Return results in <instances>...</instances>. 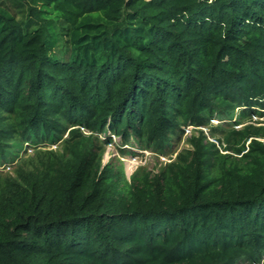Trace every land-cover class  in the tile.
<instances>
[{"label": "trees", "instance_id": "16d2710c", "mask_svg": "<svg viewBox=\"0 0 264 264\" xmlns=\"http://www.w3.org/2000/svg\"><path fill=\"white\" fill-rule=\"evenodd\" d=\"M256 105L264 0H0V160L62 143L0 173V264H258L264 125L230 132L233 154L191 136L152 178L103 164L80 133L162 147Z\"/></svg>", "mask_w": 264, "mask_h": 264}, {"label": "rangeland", "instance_id": "374dc122", "mask_svg": "<svg viewBox=\"0 0 264 264\" xmlns=\"http://www.w3.org/2000/svg\"><path fill=\"white\" fill-rule=\"evenodd\" d=\"M257 114L243 115L241 109H235L233 112L220 117H213L206 126L181 125V129L171 135L168 144L162 147H144L143 143L130 135L126 142L124 137L115 135L111 130L99 131L80 128V133L85 137H90V146L95 154L102 152V163L111 162L113 164H122L127 178L135 173L142 174L147 172L149 177H154L167 164L172 162L177 154L184 150L191 149L188 139L191 136L203 135L206 140L215 142L222 153L227 145V138L233 142L230 132L241 130L248 126L250 130L253 127L264 125V109L258 105L254 106ZM72 127L68 128V130ZM67 136L64 134L63 138ZM264 141V139H261ZM248 143V141L246 142ZM61 140L49 142L32 143L25 140L20 145H16L12 152L0 160V173L3 176L15 178L21 167L23 171L32 170L38 164L39 159L45 160L51 155L61 153ZM258 264H264V253Z\"/></svg>", "mask_w": 264, "mask_h": 264}]
</instances>
